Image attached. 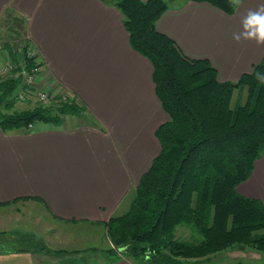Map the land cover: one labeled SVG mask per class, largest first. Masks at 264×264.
I'll return each instance as SVG.
<instances>
[{"label": "crops", "instance_id": "crops-1", "mask_svg": "<svg viewBox=\"0 0 264 264\" xmlns=\"http://www.w3.org/2000/svg\"><path fill=\"white\" fill-rule=\"evenodd\" d=\"M262 4L239 0L226 13L205 1L169 0L155 26L188 57L207 59L219 80L235 81L264 59V43L233 39L244 15ZM9 17L20 22L27 50L42 63L38 81L57 84L88 115L66 114L59 124L38 121L30 129L0 128V213L24 202L41 204L52 217L90 233L68 246L79 250L95 243L93 227L101 232L96 237L103 236L105 222L127 210L159 152L155 131L167 114L154 91L150 61L132 48L122 12L110 1L0 0V22ZM237 190L264 204V152ZM1 230L0 264H55ZM72 254L59 264H135L128 256Z\"/></svg>", "mask_w": 264, "mask_h": 264}, {"label": "trees", "instance_id": "trees-1", "mask_svg": "<svg viewBox=\"0 0 264 264\" xmlns=\"http://www.w3.org/2000/svg\"><path fill=\"white\" fill-rule=\"evenodd\" d=\"M108 1L122 12L132 48L150 61L167 119L156 128L159 152L127 210L105 222L113 245L105 252L125 254L137 264H210V255L238 246L264 252V204L237 190L264 152V59L235 81H221L207 59L188 57L156 28L169 0ZM193 1L232 13L239 0ZM26 46L22 64L0 77V128L30 129L38 121L59 124L66 114H83L87 107L65 90L49 103L14 108L23 72L42 64ZM236 90L245 98L232 107ZM179 227L190 235L178 234Z\"/></svg>", "mask_w": 264, "mask_h": 264}, {"label": "rangeland", "instance_id": "rangeland-1", "mask_svg": "<svg viewBox=\"0 0 264 264\" xmlns=\"http://www.w3.org/2000/svg\"><path fill=\"white\" fill-rule=\"evenodd\" d=\"M7 20L8 21H5V23L0 22V77H7L13 74L12 69H8V65L13 63L10 58L11 51H15L16 53H14L16 60L15 64H13L16 65L17 63L21 65L24 46L25 44L28 46V38L22 34L20 22L11 17ZM45 86L48 87L47 89L51 90L53 96L64 92L62 88H59L57 84L53 82L43 84L37 80L32 83L31 88H33V91L30 89V96H26L23 100H19L16 98L15 94L16 102L14 108L21 109L32 107L38 102L49 103L50 99L39 100L35 96L36 92ZM19 89L20 86L16 89L15 93H17ZM244 98L245 93L236 90L231 100V106L233 107L237 100L239 103H243ZM86 114L87 113H83L85 116ZM15 207L17 208L16 210L8 209L3 215L0 213V233L3 232L1 229H8V231L17 236L19 246L37 249V251L41 252L42 257L48 261L59 264L60 260L67 256L73 257L72 253L78 255L86 254L89 256L96 255L98 256V260H104L106 255L109 258L127 256L122 253L108 255L105 251L113 245L107 232L103 233V236L96 237L101 234L100 231H97L98 227L92 228L93 234L96 232L93 236L95 241L94 244L90 246V242L87 241V247H83L79 250H72L68 246L72 244L74 240L80 244L78 238L90 234L89 232H83L82 234L83 228L81 229L82 226H80V224L58 220L52 217L41 204L31 201L20 203ZM178 234H184L185 237H188L190 231L185 227H179ZM209 259L210 264H220L236 260H241L245 264H264V252L257 251L250 247L238 246L212 254L209 256ZM134 263L137 264L135 260Z\"/></svg>", "mask_w": 264, "mask_h": 264}, {"label": "clouds", "instance_id": "clouds-1", "mask_svg": "<svg viewBox=\"0 0 264 264\" xmlns=\"http://www.w3.org/2000/svg\"><path fill=\"white\" fill-rule=\"evenodd\" d=\"M241 28L240 32L233 34V39H254L257 43H264V4L256 9H250L244 15Z\"/></svg>", "mask_w": 264, "mask_h": 264}, {"label": "built area", "instance_id": "built-area-1", "mask_svg": "<svg viewBox=\"0 0 264 264\" xmlns=\"http://www.w3.org/2000/svg\"><path fill=\"white\" fill-rule=\"evenodd\" d=\"M27 54L28 55H34V51L32 50H27ZM36 62H39V59L36 58L35 59ZM38 64V63H36ZM14 67L13 63H10L8 65V69H12ZM42 69V65H35L33 67H31L29 72H23V80L21 82V86L20 89L18 90V92L16 93V98L19 100H23L26 96H30L29 92H30V87L32 86L33 82H36L39 78V73L41 72ZM38 78V79H37ZM49 86V85H47ZM45 86L41 89H39L35 96L37 97V99L39 100H46V99H51L53 97V94H51V90L47 89L48 87Z\"/></svg>", "mask_w": 264, "mask_h": 264}]
</instances>
